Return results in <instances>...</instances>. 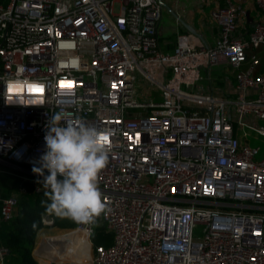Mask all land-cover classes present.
<instances>
[{"label":"built area","instance_id":"built-area-1","mask_svg":"<svg viewBox=\"0 0 264 264\" xmlns=\"http://www.w3.org/2000/svg\"><path fill=\"white\" fill-rule=\"evenodd\" d=\"M164 2L0 0V174L20 180L0 192V222L16 214L25 183L44 194L33 167L50 116L63 111L115 132L99 175L107 211L95 222L112 243L97 246L91 264H264V157L242 139L246 128L264 136L255 125L264 119V70L255 74L254 53L264 46V0H202L217 35L208 43L179 34L172 52L159 45ZM73 56L79 69L60 71ZM18 65L47 82L42 106L5 104L3 79ZM217 66L235 73L229 90L185 89L203 75L212 82ZM95 223L75 222L90 246ZM6 254L0 242V264Z\"/></svg>","mask_w":264,"mask_h":264},{"label":"clouds","instance_id":"clouds-1","mask_svg":"<svg viewBox=\"0 0 264 264\" xmlns=\"http://www.w3.org/2000/svg\"><path fill=\"white\" fill-rule=\"evenodd\" d=\"M72 47L70 42L58 44V49ZM79 63V57L73 56L58 64V68L78 70ZM26 70L24 65H18L14 75L3 79L6 105L46 103L47 82L25 76ZM46 129L45 151L37 161L39 166L33 167V172L42 177L38 183L45 190L46 200L41 201L45 212L78 223H95L107 211L99 175L108 163L109 138L115 134L114 130L97 128L80 119L69 120L63 111L52 113Z\"/></svg>","mask_w":264,"mask_h":264},{"label":"trees","instance_id":"trees-1","mask_svg":"<svg viewBox=\"0 0 264 264\" xmlns=\"http://www.w3.org/2000/svg\"><path fill=\"white\" fill-rule=\"evenodd\" d=\"M263 70L264 55H262L255 74ZM25 186L28 192L18 196L16 214L12 218L0 222V242L7 249L4 264H40L34 249L37 233L45 225L42 215L46 212L41 201L46 200V197L44 194L32 193L29 183H25ZM53 225L61 229H74L75 222L71 219L55 217ZM41 231L42 229L39 233ZM90 241L92 252H94L97 246L111 245L112 235L107 231L105 224L95 223ZM66 257L71 260L70 256L64 254L59 261L67 259Z\"/></svg>","mask_w":264,"mask_h":264},{"label":"crops","instance_id":"crops-1","mask_svg":"<svg viewBox=\"0 0 264 264\" xmlns=\"http://www.w3.org/2000/svg\"><path fill=\"white\" fill-rule=\"evenodd\" d=\"M177 2H171L170 0H165L164 2V9L163 11L166 12L168 10L172 16L175 18V23L172 28L170 29V32L167 31V27L161 26V20L159 22V29H158V36H159V45L162 51L164 52H172L173 47L176 45L177 42V36L179 34H185L190 32L187 30L186 25L191 26L194 28V30L199 34L202 35V38L208 42L211 43L214 39V37L218 33V27L217 25H213L208 23L209 19L207 18V15L201 14L203 12V7L200 8L201 4H204L202 0H176ZM182 1V2H181ZM186 5H196L198 7V17L193 18V16L189 15L188 12L183 10V7L186 8ZM206 6V4H204ZM186 10V9H185ZM211 10V9H210ZM209 16V15H208ZM183 31V32H181ZM173 34L172 40L169 41V36ZM260 58H262V55H259ZM222 68H225V70L230 71L231 69L227 66H220ZM214 68V67H213ZM212 68V69H213ZM216 69H219L218 66ZM232 71V70H231ZM212 82H209L207 79H205V75H203V79L201 80L202 83L196 84L191 90L194 93L202 92L207 93L209 92V87H221L223 86L225 90H229V87H233L235 85V73L234 75L230 76L227 73V76L223 74H219L212 71ZM232 77V79L229 78ZM221 78L220 85L216 83V80ZM18 180L14 177L6 174L1 173L0 174V192L2 194L9 195L16 191ZM37 238L35 243V249L34 253L37 257L40 258L39 254L37 253Z\"/></svg>","mask_w":264,"mask_h":264},{"label":"rangeland","instance_id":"rangeland-1","mask_svg":"<svg viewBox=\"0 0 264 264\" xmlns=\"http://www.w3.org/2000/svg\"><path fill=\"white\" fill-rule=\"evenodd\" d=\"M171 2H177L176 0H170ZM183 1V0H182ZM181 1V2H182ZM186 8L183 7V10L188 12L189 15L193 16V18H197L198 17V7L196 5H193V6H190V5H186L185 6ZM203 7V12L201 14H205L207 15V18L209 19L208 23L210 24H213L216 26L215 22L211 19V16L209 15L210 14V9H211V6L209 5H204V4H201L200 8ZM186 9V10H185ZM209 15V16H208ZM175 18L172 16V14L166 10V12L163 11L162 13V20H161V26H164V27H167V31L170 32V29L172 30L173 26H174V23H175ZM183 32V31H181ZM159 38V36H158ZM173 38V34H171L169 36V41L172 40ZM254 53L258 54V56L261 54V55H264V46H262L260 49H257V50H254ZM247 66L246 63H244L241 67V69H245ZM219 69H216V67H214L212 69L213 72H216L219 73V74H225L227 76V73L232 76L234 75V72L233 71H227L225 70V68H222L220 66H218ZM230 79H232V77H230ZM221 81V78L217 79L216 80V83H218L220 85V82ZM202 83V81H200L198 84ZM183 88H185L183 86ZM187 90H191V88H185ZM151 92V91H150ZM153 94L155 92H152ZM157 96V95H156ZM255 125L258 126V127H264V119H256L255 120ZM246 132L245 136H243V140H248L250 145H252L253 147H259V152L258 154L255 156V159L256 160H260L264 157V136L263 135H260L258 133H256L254 130H250V129H245L244 130ZM240 133L242 134L243 131H240ZM20 180H18L17 183H19ZM61 230L56 227V226H50V225H44L43 229H42V232L40 233H37V239L38 241L40 240V243L37 242V253L39 254L40 258H39V261H40V264L41 263V260H44V261H47L48 263H52V264H91L92 262V259H93V252H92V249H91V246H90V250H89V260L88 261H84L82 263H74L72 260H69L67 257V259L65 260H62V261H55L54 258L51 256L49 257V255L51 253H53L52 255L56 254L57 251H63V246L62 244L57 240V239H54L53 237H46V236H52V235H57ZM40 245V246H39ZM50 258V259H49ZM41 259V260H40ZM45 263V262H44ZM43 263V264H44Z\"/></svg>","mask_w":264,"mask_h":264},{"label":"bare ground","instance_id":"bare-ground-1","mask_svg":"<svg viewBox=\"0 0 264 264\" xmlns=\"http://www.w3.org/2000/svg\"><path fill=\"white\" fill-rule=\"evenodd\" d=\"M59 229L61 231L57 235L46 237H53L54 239H57L62 244L63 251H57L54 255H52L53 253H51L49 257L52 256L55 261H59L64 254H67L68 256H70L71 260L74 263H82L84 261H88L90 257V242L87 239L86 232L77 229ZM40 240L38 241L37 239V242L40 243ZM41 263L48 264V262L44 260H41Z\"/></svg>","mask_w":264,"mask_h":264},{"label":"water","instance_id":"water-1","mask_svg":"<svg viewBox=\"0 0 264 264\" xmlns=\"http://www.w3.org/2000/svg\"><path fill=\"white\" fill-rule=\"evenodd\" d=\"M163 5H164V3H163ZM185 26H186L187 30H189L191 33L196 34V31L194 30V28H192L191 26H188L186 24H185ZM47 225L54 226L53 223H49Z\"/></svg>","mask_w":264,"mask_h":264},{"label":"snow or ice","instance_id":"snow-or-ice-1","mask_svg":"<svg viewBox=\"0 0 264 264\" xmlns=\"http://www.w3.org/2000/svg\"><path fill=\"white\" fill-rule=\"evenodd\" d=\"M71 83L65 84L64 82H61V87H71Z\"/></svg>","mask_w":264,"mask_h":264}]
</instances>
